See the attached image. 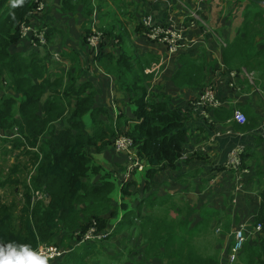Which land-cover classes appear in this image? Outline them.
Wrapping results in <instances>:
<instances>
[{
  "label": "trees",
  "instance_id": "1",
  "mask_svg": "<svg viewBox=\"0 0 264 264\" xmlns=\"http://www.w3.org/2000/svg\"><path fill=\"white\" fill-rule=\"evenodd\" d=\"M73 2H76L75 10L80 5L87 11L91 9L92 0H63V9L67 10ZM13 3L14 0H0V131H8L10 135V130L17 129L19 136L12 137L13 145L22 149L23 159L29 158L27 163L34 169V175L29 184L23 185L25 192L21 205L13 200H0V259L10 250L9 245L16 246L17 251L26 246L32 252L44 244L62 248L56 240L63 232L70 244L67 256L58 260L60 264H89L90 259L102 254L100 243L77 246L83 238L76 245L75 233H85L92 226L97 232L105 231L114 219L120 218V212H124L113 237L122 233V227L123 231H129V238H132L130 232L131 235L139 234L146 260L156 259L164 264H227V257L220 258L211 241L210 221L204 222L203 227L191 229L190 218L194 211L183 202L148 195L139 200L137 208L130 210L121 202L126 197H133L130 188L136 186L135 183L129 182L122 188L121 182L117 184L112 174H105L96 183L90 178L91 174L102 172L95 164L91 149L96 148V153H100L114 146V139L120 133L134 141L138 156L148 165L144 193L162 166L176 169L185 154L189 138L187 113L171 108L170 102L151 94L150 84L155 75L150 74L152 70L146 74L145 68L152 61L121 56L113 63V58L103 51L99 56L102 67L118 78L137 107L138 123L134 129L121 132L125 125L120 119L116 124L110 122V126L100 120L106 111L96 108V92L91 84L79 86L74 77L67 78L69 82L60 91L62 79L52 82V78L47 80L45 77L48 58L32 54L28 45L31 53L12 52L22 43L20 26L37 15L35 0H22L16 6ZM262 15L249 14L242 28L245 39L238 37L228 43L223 54L227 66L237 71L246 68L250 73L255 72L260 81L264 80V51L258 52L251 39L264 35ZM257 18L262 20L258 22ZM139 26L142 29L141 23ZM51 30L46 31L48 40L52 36ZM114 39L121 41L118 37ZM179 63L181 68L172 77L174 86L179 90L202 93L209 86L207 59L182 54ZM69 107L70 111H67ZM222 110L214 113L219 115ZM88 114L93 118V134L88 132L84 121ZM58 122H63V128L56 126ZM247 122L241 129L250 128ZM6 152L7 148L0 146V157ZM16 173L14 170L12 175ZM10 184L14 182L9 175L4 179L0 169V189ZM116 191H120L121 201L112 211V195ZM258 225H262V231L254 234L253 244L246 241L234 264H264V190L252 230L256 231Z\"/></svg>",
  "mask_w": 264,
  "mask_h": 264
},
{
  "label": "crops",
  "instance_id": "2",
  "mask_svg": "<svg viewBox=\"0 0 264 264\" xmlns=\"http://www.w3.org/2000/svg\"><path fill=\"white\" fill-rule=\"evenodd\" d=\"M106 2L107 0H100V3H97V0H92L91 9L87 11L84 5L75 10L76 2L69 4L67 10H64L63 0H46V10L40 23L44 24L47 30L52 29L50 44L56 36L59 37L56 40L59 41L56 48L64 54L62 63L57 65L58 74L55 78L52 76V80H63L60 91L69 82L67 78L70 80L74 77L76 85L79 86L91 84L96 92V108L106 111L100 120L110 126V122L116 124L120 119L125 125L120 131L125 132L128 128L134 129L138 123L137 107L122 88L118 78L106 72L99 62V57L92 55L85 44V34L93 28H103L109 33L108 38L121 39L122 42L120 41L118 46L103 50L106 56L113 58V63L121 56L152 61V64L145 68L146 74L149 75L152 70L150 74L155 75L150 84L151 94H157L163 101L170 102L171 108L187 113L189 138L185 153H188V158L179 161L176 169L162 166L146 194V170L135 172L130 182L136 186L132 185L130 190L133 192L137 187L143 191L144 196L156 195L166 201L175 199L177 202H183L187 208L194 211L190 218L191 229L203 227L204 222L210 221L208 232L217 240L215 248L220 258L228 256L234 240V231L242 224L247 226V240L253 244V224L261 206L264 190V80H261L263 91L252 90L253 86L248 83L251 80L238 75L233 77V73L238 74L241 70L227 66L223 61V54L228 43L238 37L245 39L242 28L249 14L263 13L264 20V0H119L116 12L109 10ZM147 6L150 7L157 24L169 23L185 30L188 47L184 51L170 55L164 46L148 42L144 38L139 24ZM197 8L202 14L200 22L190 16ZM257 19L258 22L262 20ZM251 40L258 52L264 51V35ZM20 51L38 53L41 58L46 55L45 58H48L43 48L31 47L29 52L27 45L21 43L12 52ZM182 54L199 60L207 59L210 64L208 85L213 86L224 101L221 108L223 110L219 115L212 110L205 113L195 112L190 106L193 102L191 100H194L193 96L198 98L201 91L179 90L172 83V77L181 68L179 57ZM255 79L259 80L256 74ZM261 87L257 86V89ZM236 110L246 115L250 128L241 129L246 123L235 121ZM84 121L88 132L93 134L92 115H86ZM237 148L244 150L240 154L244 174L231 172L226 167L231 153ZM90 153L95 157V164L102 168L99 175L91 174L92 182H99L105 174H112L116 183L120 184L122 175L130 163L127 154L116 152L113 145L100 153H96V148H92ZM92 177L97 180L93 181ZM134 199V196L126 197L125 204L131 201L132 206ZM120 201L121 193L116 191L112 195V211ZM135 208L136 206H132L130 210ZM119 216L124 217L125 213L120 212ZM217 224L220 225L216 227ZM123 228L122 233L118 235L122 239L129 237L128 231H123ZM218 232L221 234L218 235ZM130 236L133 239L140 238L142 243L139 234L131 235L130 232ZM65 239L62 232L56 242L61 243L63 249L69 250L67 246L70 241L65 245ZM46 261L47 264H60L58 260Z\"/></svg>",
  "mask_w": 264,
  "mask_h": 264
},
{
  "label": "built area",
  "instance_id": "3",
  "mask_svg": "<svg viewBox=\"0 0 264 264\" xmlns=\"http://www.w3.org/2000/svg\"><path fill=\"white\" fill-rule=\"evenodd\" d=\"M37 4V15H33L29 21L24 22L20 27L21 36H22V44L28 45L30 48L33 46L37 48V43L42 47L49 46V43L46 39V29L44 28V24H41L39 20H42L43 14L46 10V0H35ZM199 20V16L193 14ZM142 24V35L149 42L157 43L164 46L167 49V52L170 55H177L180 51H184L186 47H188L187 37L185 34V30L182 28H177L172 26L169 23L165 24H157L154 20V16L151 13L150 7L147 6L146 11L143 13V17L141 20ZM34 38V39H33ZM85 44L92 53V55L97 58L102 53L105 48L111 46H118L120 44L119 41H115L112 44L106 41L105 36L102 32L98 31L96 28H93L86 36H85ZM50 60L54 62L56 65L62 63V58L59 53L53 52ZM90 67H88V71H90ZM233 77L236 76V73L232 74ZM191 108L195 112L205 113L207 109L215 111L224 106V101L218 94L216 93L213 86H208L202 94L191 103ZM234 119L236 122L240 124H245L247 118L244 113L239 110L234 112ZM264 126V120H263ZM13 134V135H12ZM126 134L120 133L118 139L116 141L115 150L118 153H125L130 158V163L128 164L125 172L122 175L120 180L121 187H124V184L127 185L132 179L133 175L137 171H147L148 165L145 164L143 159H141L137 152L136 146L133 144V141L125 136ZM10 137H16V133L10 131ZM220 136V134H218ZM242 148H237L234 150L230 158L227 162L228 167L233 169L234 171L241 173H245V170L242 168V159L240 158V154L243 153ZM188 153H185L182 157V160H187ZM233 172V171H231ZM39 193L37 192V199ZM138 199L141 197L138 195ZM122 217L118 219L115 224H110L109 229H106L102 232H97L95 226H90L91 228L85 232H76L75 237L77 238L76 245L78 244L80 238H83V241L78 244L82 245L84 243H104L106 241L113 240V233L116 229L117 224L120 222ZM262 231V225H258L256 227V231H253L254 234H258ZM252 234V235H254ZM247 241V226L242 224L236 227L234 231V240L230 249V253L227 256V264H234L237 262L240 253L242 252L244 245ZM36 257L41 260H62L64 259L69 251L62 249L57 245H42L36 252Z\"/></svg>",
  "mask_w": 264,
  "mask_h": 264
},
{
  "label": "rangeland",
  "instance_id": "4",
  "mask_svg": "<svg viewBox=\"0 0 264 264\" xmlns=\"http://www.w3.org/2000/svg\"><path fill=\"white\" fill-rule=\"evenodd\" d=\"M118 1L119 0H107L105 5H108L109 10H111L112 12H116L117 5H119L117 3ZM97 3H100V0H97ZM190 16H192V14H190ZM197 16H199V18H201V16H202L201 11L199 13H197ZM194 20L196 22H200L202 20V18L200 21L196 20L195 18H194ZM39 22H40V20H39ZM96 29L103 33V35L106 38V41H108L109 43L112 44L113 42L117 41L114 38L113 39L108 38L107 34H109V33H107V31L103 30V28H101L100 30L98 28H96ZM58 38L59 37L56 36L55 40L51 43L50 49L46 52L48 54L47 55L48 56V67H47V73L45 75L47 80H48V78L51 79L52 76H54V78H55L58 74V66L50 60L53 52L59 53L62 59L64 57V54H62L60 52V50L56 48V43L59 42V41H56ZM105 50H106V48L104 47V51ZM45 56L46 55H44V58H45ZM50 65L52 66L51 69L49 68ZM237 73H238L237 74L238 77L243 76V78L246 77L248 80H251V81H248V83L251 84V86H253L252 90H254V91L262 90L263 91V88H262L263 86L261 87L262 83H261L260 79L259 80L255 79V74L248 72L246 69H241V71H239ZM61 76H63V75H61ZM55 80L56 79H53L52 82H54ZM39 82H40V80H39ZM5 85H7V84H5ZM257 85L260 86L261 88L257 89ZM48 97H46V100ZM193 99L194 100H191V101L195 102V100L197 99V96H193ZM44 100H45V97H44L43 101ZM68 104H69V101H68ZM67 111H70V107L68 108ZM56 126L59 128H63L62 127L63 122H58L56 124ZM52 128L55 129V126L53 125ZM10 131L15 132L16 136L19 134L17 129L15 131L14 130H10ZM14 139H12V137L9 136L8 131L7 132L6 131H0V146L7 148V152L5 154L1 155V157H0V159H1L0 160V169L3 170L4 179L7 175H9L10 180H12L14 182V184H10L4 189H0V200H3V199H6L8 201L13 200L18 205H21V202H23V194L25 192L23 185L25 182H27L29 184L30 178L34 175V169L29 168V165L27 163L29 158L23 159L22 149L16 148L15 145H13V141H15ZM26 164H27V166H26ZM14 170H16L17 173L15 175H12V172ZM92 178H93V181L97 180L96 177H92ZM133 192H134L133 196L135 199L133 201L134 204L132 206L133 207L136 206V208H137V204L139 203V200H140V199H138L137 196L139 195L143 199L144 197H146V195L144 196L143 191H140V189L137 187L133 190ZM123 202L126 203V200L125 199L122 200L121 204ZM131 203L132 202L129 201V203L127 205L129 206ZM132 206L130 208H132ZM117 221H118V218L114 219L111 223L115 224ZM219 225L220 224H217L216 227H218ZM125 231H128V230H125ZM128 233H129V231H128ZM220 234L221 233L218 232V235H220ZM69 241L70 240H64L65 245H68ZM211 241L213 242L214 246L216 247V243H217L216 238L211 237ZM81 242H82V240H81ZM141 244L142 243L140 242V238L139 239L135 238L133 240L132 238L129 239V237H126L124 239L120 238L119 236L115 237L113 240L106 241V242L98 245L102 254L100 256H96L92 260L90 259L89 264H136L137 262H145L146 264H164L162 261H158V260H154V261L146 260L144 255H143V251L141 249V246H142ZM82 246H86V243L82 244Z\"/></svg>",
  "mask_w": 264,
  "mask_h": 264
},
{
  "label": "clouds",
  "instance_id": "5",
  "mask_svg": "<svg viewBox=\"0 0 264 264\" xmlns=\"http://www.w3.org/2000/svg\"><path fill=\"white\" fill-rule=\"evenodd\" d=\"M22 3V0H14L13 6ZM9 251L0 259V264H47L46 260H40L36 254L30 251L26 246H22L19 251L16 246L9 245Z\"/></svg>",
  "mask_w": 264,
  "mask_h": 264
},
{
  "label": "bare ground",
  "instance_id": "6",
  "mask_svg": "<svg viewBox=\"0 0 264 264\" xmlns=\"http://www.w3.org/2000/svg\"><path fill=\"white\" fill-rule=\"evenodd\" d=\"M200 12V9L199 8H197L196 9V12L195 13H192V17H194L196 20H199L198 18H196L193 14H196L197 15V13H199ZM201 20V19H200ZM199 20V21H200ZM142 25V24H141ZM160 25H162V24H160ZM143 27V26H142ZM46 29V28H45ZM47 30V29H46ZM48 31V30H47ZM34 39V38H33ZM46 39H47V41H48V43H49V40H48V36H47V33H46ZM147 40V39H146ZM148 41V40H147ZM149 42V41H148ZM153 43V42H152ZM157 44V43H156ZM38 47L37 48H43V49H47V50H49L50 49V43H49V46H47V47H42V46H40L38 43L36 44ZM33 47V46H32ZM237 75V74H236ZM209 86H211V85H209ZM202 93H200L199 94V96L201 95ZM223 108V107H222ZM221 109V108H220ZM208 110L209 109H207L206 110V112H208ZM217 110H219V109H217ZM243 113V112H242ZM246 116V115H245ZM247 122V121H246ZM118 136H119V134L117 135V137L114 139V147L116 146V141H117V139H118ZM126 137H128V138H130L129 136H127V135H125ZM131 139V138H130ZM132 140V139H131ZM133 141V140H132ZM133 144H134V141H133ZM183 157V156H182ZM240 158H241V156H240ZM181 160H182V158H181ZM144 162V161H143ZM242 165H243V161H242ZM226 167H227V169L228 170H230V171H234L233 169H231V168H229L228 167V164L226 165ZM82 241H83V239H82Z\"/></svg>",
  "mask_w": 264,
  "mask_h": 264
}]
</instances>
